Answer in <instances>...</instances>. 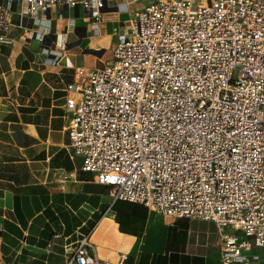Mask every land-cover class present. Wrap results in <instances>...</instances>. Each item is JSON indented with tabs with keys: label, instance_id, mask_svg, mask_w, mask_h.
Here are the masks:
<instances>
[{
	"label": "built area",
	"instance_id": "built-area-1",
	"mask_svg": "<svg viewBox=\"0 0 264 264\" xmlns=\"http://www.w3.org/2000/svg\"><path fill=\"white\" fill-rule=\"evenodd\" d=\"M106 7L0 0V45L14 43L15 18L48 26L65 9L95 33ZM117 38L110 60L76 66L66 85L69 153L114 201L212 221L221 264H264V0H151ZM70 245L63 264L126 259H98L87 235Z\"/></svg>",
	"mask_w": 264,
	"mask_h": 264
},
{
	"label": "crops",
	"instance_id": "crops-1",
	"mask_svg": "<svg viewBox=\"0 0 264 264\" xmlns=\"http://www.w3.org/2000/svg\"><path fill=\"white\" fill-rule=\"evenodd\" d=\"M106 1L95 33L77 8L65 9L61 17L52 11L48 26L27 20L19 27L15 18L14 43L0 45V264H63L64 245L83 235L100 260L221 264L212 221L114 201L69 153L65 100L74 68L105 62L123 22L151 0ZM24 28L42 40L26 39Z\"/></svg>",
	"mask_w": 264,
	"mask_h": 264
},
{
	"label": "rangeland",
	"instance_id": "rangeland-1",
	"mask_svg": "<svg viewBox=\"0 0 264 264\" xmlns=\"http://www.w3.org/2000/svg\"><path fill=\"white\" fill-rule=\"evenodd\" d=\"M68 12L70 13V11H68ZM78 19L79 18H77V20ZM108 54H109V57L107 60H110V58L112 56V50H111V53H108ZM110 54H111V56H110ZM239 76H240V71L238 69L233 70L232 76H231L232 80H237L239 78Z\"/></svg>",
	"mask_w": 264,
	"mask_h": 264
}]
</instances>
